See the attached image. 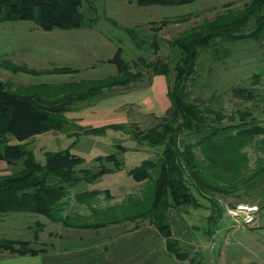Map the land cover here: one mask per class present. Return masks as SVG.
Instances as JSON below:
<instances>
[{
    "label": "trees",
    "instance_id": "16d2710c",
    "mask_svg": "<svg viewBox=\"0 0 264 264\" xmlns=\"http://www.w3.org/2000/svg\"><path fill=\"white\" fill-rule=\"evenodd\" d=\"M135 1L139 6H180L195 0ZM83 3L84 0H0V22L29 20L46 31L76 29L86 24ZM233 5V2L225 3L223 12L164 41L158 32L167 19H162L159 25L154 23L149 35H141L135 28H126L134 46L150 49L156 54L152 60L139 56L142 65L154 75L165 77L169 106L163 115L154 116L155 122L151 126L141 129L132 123V128L126 129L121 124L87 128L78 125L75 131L64 132L68 136H78L102 134L108 127L124 128L122 131L129 132L139 145L159 148L155 160L143 159L127 170L136 182L145 181V189L153 186V199L144 208L122 212L124 207L127 209L122 201L108 205L101 203L98 198L101 194L104 199H110L108 189H85L74 191L72 200L86 206L89 213L74 208L66 211L73 186L80 182L92 183L105 173L123 168L120 153L124 152L125 146L116 144V151L97 155L90 167H81L83 158L70 151L73 144L60 150L45 151L44 161L40 162L29 143L38 134L66 131L67 126L75 124H70L67 112L85 106L84 103L97 101L115 88L128 87L144 76L142 65L131 64L124 58L122 46H117L108 59L115 66V73L101 78L66 81L56 86L39 83L16 88L0 79V160L14 167L11 172L0 174V213H35L50 222L77 230L98 229L126 220H146L165 238L167 249L176 257L187 259V264H201L198 254L183 249L173 237L168 209L198 208L202 206L200 197H204L212 204L214 213L208 216V221H213L223 212V205L213 196L214 193L226 195L241 187L247 190L257 185L264 190V155L255 159V167L245 175L248 157L243 150L251 144V147L264 151V119L246 109L237 110L238 122H232L236 113L226 114L223 109L201 107L187 89L189 82L195 80L201 54L213 52L215 57L222 46L229 55L231 43L264 37V0H248L241 7ZM249 23L252 29L247 31ZM162 42L169 49L165 56L158 55ZM1 65L12 73L33 75L78 71L70 66L35 69L8 60H2ZM263 73L264 69L252 73L248 87H235L233 91L242 92L246 99L257 98L255 85L260 83ZM209 113L213 116L210 117ZM225 118L230 122L224 123ZM137 199L141 203V198ZM33 223L37 239L44 223L39 220ZM40 244V247H34L27 239L0 236V253L36 255L48 250L49 243Z\"/></svg>",
    "mask_w": 264,
    "mask_h": 264
},
{
    "label": "rangeland",
    "instance_id": "374dc122",
    "mask_svg": "<svg viewBox=\"0 0 264 264\" xmlns=\"http://www.w3.org/2000/svg\"><path fill=\"white\" fill-rule=\"evenodd\" d=\"M90 1L94 6L89 4ZM246 1L248 0H195L180 6H139L135 0H84L82 11L85 14L86 24L80 28L71 30L56 28L46 31L29 20L0 22V79L8 83L11 88H16L19 85L39 83L56 86L66 81L101 78L115 73V66L108 59L112 57L117 46H122L125 59L131 64L137 62L141 66L139 56L144 60H152L156 54L150 49H138L134 46L126 32L127 27L135 28L141 35H149L154 23L159 25L162 19H167V23L158 32L164 41L186 28L223 12L226 9L224 4L227 2H233V6L241 7ZM251 29L252 25L249 23L246 30ZM231 46L232 50L229 55L225 54L222 46L215 57L213 52L200 55L195 80L190 81L187 87L189 95L197 99L201 107L223 109L226 114L236 113L235 120L232 122H238L237 110L250 109L255 115L264 117V112H262L264 81L262 84L255 85L257 88L255 99H246L237 89L233 91L235 87H248L252 73L264 69V37L257 40L255 38L238 40L231 43ZM168 52L166 43L162 42L158 55L165 56ZM2 60L26 64L35 69L70 66L77 68L78 71L69 74L41 75L12 73L1 65ZM141 69L145 74L135 83L125 88H115L110 91L109 95H103L97 101L84 103L85 106H77L75 110L67 112L66 116L70 124H75L67 126L66 131H48L31 138L30 148L38 161H44V152L47 150H60L73 144L70 151L83 158L81 167H90L93 164V158L97 155L116 151V144L126 147L124 152L120 153L124 160L121 170L105 173L92 183L76 184L70 189L69 199L71 201L74 199L73 192L77 190L108 189L110 199L118 197L127 205V209L124 207L122 212H127L132 208L141 206L144 208L153 199V186L150 185L145 189V181L136 182L127 174V170L138 165L143 159L155 160L159 148H152L146 144L139 145L131 138L129 132L122 131L124 128L108 127L102 134L68 136L64 133L75 131L78 125L87 128L121 124L126 129L132 128V123L137 124L141 129L151 126L155 122L154 116L163 115L169 106L166 81L163 75H154L143 65ZM260 80H264V73ZM208 115L213 116L210 113ZM223 122L229 123L230 121L225 118ZM243 150L248 157V167L244 173L247 175L249 170L255 167V159L264 155V151L251 147V144ZM244 167L246 168V164ZM13 169L12 166H4L0 169V174L9 173ZM260 188V185L247 190L241 187L230 194H213L221 205L240 202L256 205L258 208L256 218L250 225L235 223L224 212L221 217L208 221V216L213 214L214 210L212 204L204 197H200L202 206L198 208L182 206L178 210L180 214H184L182 215L184 219L194 226L199 241L209 242V247L210 230L223 227V233L215 236V242L225 238L223 243L228 244L227 254L219 256L222 248V242H219L214 250L208 248L207 256L210 259L207 258V261L204 260L202 264L259 263L250 249L249 233L251 230H246V228L258 231L256 236L258 239L264 235V190ZM144 189L145 191H142ZM98 198L104 199V194L99 195ZM137 198H141V203ZM37 220L47 221L42 215L35 213H0V236L27 239L34 247H40V243L56 241L53 236L47 238L46 234L48 231L53 234L61 232V226L47 222L43 233L39 232L36 241L33 242L32 236L35 228L33 222ZM30 224L32 228L29 229L27 226ZM233 225L239 226L242 230L238 229L237 233H234L230 230V228L234 229ZM242 245H247V247ZM49 246L48 244L46 247L49 248ZM199 258L202 261L203 256L200 254ZM261 258L264 259L263 256Z\"/></svg>",
    "mask_w": 264,
    "mask_h": 264
},
{
    "label": "crops",
    "instance_id": "0c3cea01",
    "mask_svg": "<svg viewBox=\"0 0 264 264\" xmlns=\"http://www.w3.org/2000/svg\"><path fill=\"white\" fill-rule=\"evenodd\" d=\"M264 80H260L262 84ZM260 118L264 119V117ZM7 166L0 160V169ZM120 199H101L103 205L119 202ZM69 200L66 211L69 209H77L81 213H89L88 208L84 205ZM168 217L173 237L178 241L183 249L191 252V254L202 255L201 264L208 258V248L214 250L216 244L222 242V248L219 256L226 255L227 245L223 240L215 242V236L223 233V227H216L210 230L209 242H200L194 226L190 225L184 214H180L178 209L169 208ZM190 213V212H189ZM45 218V217H44ZM46 219V218H45ZM47 220V219H46ZM45 222V223H44ZM44 228L40 232L43 233L47 222L51 224H59L62 231L51 233L48 231L47 238H56V241H49L47 251L36 255H18L8 252L0 253V264H187V259L178 258L166 247V240L162 237L154 225L146 220H126L119 224H110L98 229H72L62 226L60 223L44 221ZM29 226V225H28ZM27 226V227H28ZM234 226L230 230L237 233L242 230L239 226ZM227 228V227H226ZM224 228L228 231V229ZM246 228V226H245ZM243 227V229H245ZM251 230L250 249L253 255L258 259V264H264V235L260 238L256 237L258 231ZM242 232V231H239ZM231 233V232H230ZM33 241L35 240L33 232ZM18 239V238H15ZM226 244V245H225ZM240 244V242H239ZM70 245V246H68ZM214 248H213V247ZM247 247V245H242ZM225 248V251L223 252ZM251 253V254H252ZM213 256V255H212ZM201 257V256H200ZM210 258H208L209 260ZM205 260V261H204ZM211 262V261H210Z\"/></svg>",
    "mask_w": 264,
    "mask_h": 264
},
{
    "label": "built area",
    "instance_id": "2783aa9c",
    "mask_svg": "<svg viewBox=\"0 0 264 264\" xmlns=\"http://www.w3.org/2000/svg\"><path fill=\"white\" fill-rule=\"evenodd\" d=\"M258 208L256 205L247 203L223 204V212L235 223L250 225L255 221Z\"/></svg>",
    "mask_w": 264,
    "mask_h": 264
}]
</instances>
